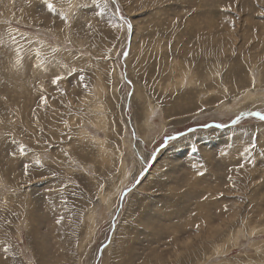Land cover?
<instances>
[{
  "label": "rangeland",
  "instance_id": "1",
  "mask_svg": "<svg viewBox=\"0 0 264 264\" xmlns=\"http://www.w3.org/2000/svg\"><path fill=\"white\" fill-rule=\"evenodd\" d=\"M50 2L0 0V264H264V0Z\"/></svg>",
  "mask_w": 264,
  "mask_h": 264
},
{
  "label": "snow or ice",
  "instance_id": "2",
  "mask_svg": "<svg viewBox=\"0 0 264 264\" xmlns=\"http://www.w3.org/2000/svg\"><path fill=\"white\" fill-rule=\"evenodd\" d=\"M42 3H43V6L46 8V10H47V12L49 14L57 15L61 20H63L64 22H67L66 15L63 13V11L58 12V6L56 4L50 2V0H42ZM113 3H115V0H113ZM60 7L61 8L63 7V3H61ZM114 15L119 16V21L120 22H117L116 20H112L110 22L111 27L115 30V29H122L124 25H127V30L129 32H131L132 25L123 17V15L121 14V10L119 9L118 6L115 9ZM260 15L264 16V11H261ZM88 27L91 28V25L89 24ZM20 36L24 39V41L26 43H28L29 45L32 44L31 39L29 37H27L25 33L21 32ZM7 37H8V39L6 40L4 37L0 36V52L4 53V56H0V63L4 62L5 56L7 57V62L3 63V70L4 71H11V70L17 69L18 67L22 66L21 65L22 61H24V65L23 66L30 67L33 59H35L36 62H37L36 63V67L37 68H40L43 65L44 62L41 59L42 58V48H43L42 44H41L40 48L33 49L31 46H29L27 49H25L23 47V45L20 44V40H18L17 36L15 34H13V32L11 30H8ZM33 51H34V57L32 56ZM58 51H59L58 48H52V53L53 54L57 53ZM121 55H123V57L126 59L128 53L127 52H123V53H121ZM13 56L15 57L14 62H13ZM106 58L110 59L111 57L109 56V57H106ZM57 64L60 67L66 69L65 74H55L54 77L51 79V84L56 86L57 90H60L59 89V85H60L61 81H63L66 78L67 74L76 73L77 72V68L69 66L67 64H60L59 61H57ZM79 71L83 72L84 69L81 68V69H79ZM80 80H81V82H83L84 77L80 76ZM127 83L129 85H131L132 81L128 80ZM252 88L253 89L255 88V78L254 77H253V80H252ZM40 91L43 92L44 89L41 88ZM223 91H224L225 94H227L228 89L224 88ZM133 94L134 93L130 92L129 96H131ZM5 99H7V98L5 97ZM221 103H223V101H221ZM39 104L46 107L47 104H48V97L44 96V95H41L39 97ZM201 111H203V109H201ZM241 115L255 117L258 121L264 122V110H254V111L243 112V113L237 115L232 120V123L234 125L240 123ZM37 123H38V121H37ZM67 126H68L67 122H65V127H67ZM215 126L216 127H221L223 125H219L218 124V125H215ZM40 131L43 132V129L41 128ZM131 135H132L133 138L136 137L135 130L132 131ZM169 139H171V137H169ZM13 143L14 144H18V154L20 156H26L28 154V152L30 151V149H28L27 146L24 145L23 143H18L15 140H13ZM255 147H256L255 142H252L249 147H245L243 149V153H250L252 151V149H254ZM12 155H13V157H15L17 155V151H14L12 153ZM67 155L68 154L65 153V156H67ZM34 162H35V164L37 166L43 167V165L41 164V160H40L39 156H37L35 158ZM28 167H29V165L25 164V166H24L25 174H27ZM240 167L242 168L243 164H241ZM197 174L198 175H204V173L202 171H199ZM53 175H55V173ZM229 180H231V177H229ZM136 182L138 183L139 181L137 180ZM104 187L105 186L103 184H98V191L99 192H103L104 191ZM126 191L127 190H122L121 191V196H120L121 200L123 199L124 195H126ZM99 198L100 197L97 196V200H99ZM65 203H67V202L65 201ZM62 220H63V217H60V218H58L56 220V223L60 224L62 222ZM197 227H199V225H197ZM4 232H5V236L8 237V239L0 241V244L3 245V252L6 255L10 251V249L12 248V245H11V241H10V233H9V230H8L7 226L5 227ZM21 243H22V241H21Z\"/></svg>",
  "mask_w": 264,
  "mask_h": 264
},
{
  "label": "bare ground",
  "instance_id": "3",
  "mask_svg": "<svg viewBox=\"0 0 264 264\" xmlns=\"http://www.w3.org/2000/svg\"><path fill=\"white\" fill-rule=\"evenodd\" d=\"M248 95V94H247ZM250 95V94H249ZM184 244V243H183ZM110 246V245H109ZM186 247V246H185ZM153 256V255H152ZM141 258V257H140ZM150 258V257H149ZM154 258V257H153ZM131 259H132V257H131ZM132 261V260H131ZM156 261H157V258H156ZM156 263V262H155Z\"/></svg>",
  "mask_w": 264,
  "mask_h": 264
}]
</instances>
